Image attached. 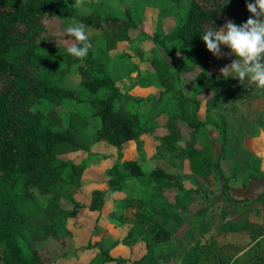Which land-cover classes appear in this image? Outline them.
<instances>
[{"label": "rangeland", "instance_id": "1", "mask_svg": "<svg viewBox=\"0 0 264 264\" xmlns=\"http://www.w3.org/2000/svg\"><path fill=\"white\" fill-rule=\"evenodd\" d=\"M105 2L121 11H133L138 24V28L130 31L133 42L118 43L101 31L85 27L88 40L93 43L96 55L107 61L109 71L122 92L131 98L127 109L145 112L147 117L154 120L155 128L139 140L128 143L123 151L105 142L90 144L88 137L95 133L98 122L91 119L89 107L66 102V108L72 110L79 121L74 134L78 143L85 147L75 150L61 148L58 157L73 161L80 178L73 185L51 191L49 196H43L36 189H33V193L45 202L61 193L84 206L77 216L62 220L65 232L61 240L38 232L34 246L46 259L45 264H117L115 261L107 262L103 254L104 249H110L116 242L119 244L110 250V255L126 261L120 264H181L179 251L184 253L199 242V250L205 248L203 256L209 255L199 264H235V259L256 243L258 233L264 232V192L256 194L262 185L264 188V171L256 178L252 177L259 170L256 160L261 159L264 167V89L257 88L247 80L240 83L237 79L221 76L219 70L231 63L235 59L233 56L222 59L215 57L216 65L211 73L216 77L217 85L209 92L199 91V69L183 64L185 54L167 38L177 27L179 15L187 12L189 0ZM82 9L90 12L85 6ZM248 18L240 0L229 2L225 22L232 20L240 25ZM71 23L53 13L47 15L46 31L40 41L51 47H69L73 38L65 30ZM222 51L228 52V49L222 47ZM122 54L127 56L121 57ZM154 62L160 67L166 62L172 69L178 65L182 68L183 91L187 96L200 100L197 117L207 123L198 139L191 136L189 127L174 104L167 103L168 97L159 100L163 90L153 70ZM78 67L74 65L65 78L67 88L79 84ZM137 69L145 72L143 77L138 76ZM67 110L63 108L61 113L67 116ZM222 119L226 121L221 123L222 129L226 128L228 136L232 138L230 148L224 149L229 160L221 161L224 178L218 177L212 169L207 178L197 185L188 162L175 160L171 163L174 153L169 147L210 144L215 156H220L223 139L214 122H221ZM173 124H177L178 128ZM170 134H177L180 138L175 143L165 145L163 138ZM235 154L243 155L244 161H239ZM118 159H138L146 172L161 167L178 175L184 187L192 191L189 201L185 203L186 209H176L183 221L167 218L168 209L176 207V196L169 192L164 198L157 195L161 189L158 185L148 186L143 180L130 178L125 182L124 190H111L108 171ZM246 161L251 164L250 169H247ZM228 177L232 178L227 180ZM96 191L109 195L110 199L104 204L99 200L101 210H90L91 206L98 209L94 199ZM115 201H130L131 206L122 209ZM62 207L75 209L66 200ZM41 221L48 223L43 219ZM160 229L169 230L172 238L162 243L154 241L152 235ZM161 255L171 257V261L166 262L160 258ZM237 264L251 263L246 260Z\"/></svg>", "mask_w": 264, "mask_h": 264}, {"label": "trees", "instance_id": "2", "mask_svg": "<svg viewBox=\"0 0 264 264\" xmlns=\"http://www.w3.org/2000/svg\"><path fill=\"white\" fill-rule=\"evenodd\" d=\"M230 1L189 0L187 12L179 15L177 27L167 37L185 54L186 59L182 63L187 64L188 68L199 69L198 89L202 93L209 92L217 83L211 73L216 59L207 51L200 37L208 28L219 29L224 25ZM73 2L0 0V264H45L46 259L34 246L37 233L61 240L65 229L62 220L77 216L84 206L61 193L47 202L41 201L33 193V189H36L43 196H49L51 191L73 185L80 178L73 161L58 157L61 148L75 150L85 147L78 143L74 134L79 121L74 112L66 108V102L90 108L91 119L98 122L95 133L88 137L90 144L105 142L123 151L128 143L139 140L155 128L154 120L147 117L145 112L127 109L131 98L122 92L109 71L107 61L96 55L90 40L92 47L83 61L71 56L67 47H51L40 41L46 31V16L53 13L66 22H72L75 18L85 27L101 31L115 42H133L130 31L138 28V24L131 9L121 11L106 4L105 0H85L84 6L90 12H84L82 8L71 7ZM240 2L246 14L250 15L245 0ZM74 65H79L80 82L74 88H67L65 78ZM154 66L163 90L159 100L167 96V103L174 104L189 127L191 136L198 139L207 123L197 117L200 100L187 96L183 91L182 68L178 65L172 69L166 62L161 67L154 62ZM137 70L138 76L143 77L145 72ZM36 106L40 108L36 109ZM63 108L68 109L69 115L61 113ZM225 122V119L214 122L223 139V151L218 157L210 144L169 147L174 153L171 163L175 160L188 162L197 185L207 178L212 169L218 177L224 178L221 161L229 160L225 150L232 141L226 128L222 129L221 123ZM172 126L178 128L177 124ZM179 138L177 134H170L163 138V142L165 145L175 143ZM236 158L244 161L243 155ZM256 163L259 170L258 174L252 176L254 178L263 172L262 160L258 159ZM246 166L250 169L251 164L247 162ZM108 175L113 191L124 190L125 182L136 178L148 186H160L157 195L162 198L167 192L174 194L176 207L168 209L167 218L183 221L176 209H186L185 203L189 201L192 191L184 187L178 175L161 167L146 172L138 159L116 160ZM229 178L232 177L227 180ZM94 199L98 209L91 206L90 210H101L99 200L104 204L110 197L96 191ZM64 200L72 203L75 209H64ZM115 202L122 209L131 206L130 201ZM42 219L48 223H43ZM152 238L162 243L172 238V233L160 229L153 233ZM255 242L244 255L235 259V264L246 260H250L251 264H264V232L258 233ZM118 244L116 242L110 249L103 250L107 262H126L110 255V250ZM199 248L198 242L184 253L179 251L181 264H199L207 260L209 255L203 256L204 247ZM160 258L171 261V257L161 255ZM231 258L234 259V256Z\"/></svg>", "mask_w": 264, "mask_h": 264}, {"label": "clouds", "instance_id": "3", "mask_svg": "<svg viewBox=\"0 0 264 264\" xmlns=\"http://www.w3.org/2000/svg\"><path fill=\"white\" fill-rule=\"evenodd\" d=\"M245 3L250 14L246 22L237 25L227 20L219 29L208 28L200 38L207 51L217 59L235 57L219 70L223 78L231 77L240 83L247 80L264 89V0H245ZM84 4L85 0H74L71 7L81 9ZM65 31L73 38L67 52L83 61L92 47L85 25L73 18ZM222 47L228 52H223Z\"/></svg>", "mask_w": 264, "mask_h": 264}, {"label": "crops", "instance_id": "4", "mask_svg": "<svg viewBox=\"0 0 264 264\" xmlns=\"http://www.w3.org/2000/svg\"><path fill=\"white\" fill-rule=\"evenodd\" d=\"M262 170L264 171V167L262 166ZM258 191L256 192V194L260 191H262V193L264 192V188H263V185H262V189H257Z\"/></svg>", "mask_w": 264, "mask_h": 264}]
</instances>
